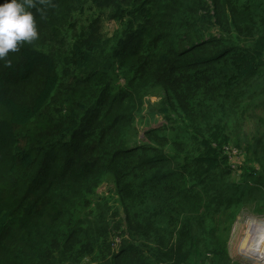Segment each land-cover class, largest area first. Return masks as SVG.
<instances>
[{"label": "trees", "instance_id": "1", "mask_svg": "<svg viewBox=\"0 0 264 264\" xmlns=\"http://www.w3.org/2000/svg\"><path fill=\"white\" fill-rule=\"evenodd\" d=\"M32 11L0 60V264H253L227 247L264 215V0Z\"/></svg>", "mask_w": 264, "mask_h": 264}, {"label": "clouds", "instance_id": "2", "mask_svg": "<svg viewBox=\"0 0 264 264\" xmlns=\"http://www.w3.org/2000/svg\"><path fill=\"white\" fill-rule=\"evenodd\" d=\"M52 0H3L0 3V60H6L10 52H17L21 44L38 39L36 16L43 18L45 8Z\"/></svg>", "mask_w": 264, "mask_h": 264}, {"label": "rangeland", "instance_id": "3", "mask_svg": "<svg viewBox=\"0 0 264 264\" xmlns=\"http://www.w3.org/2000/svg\"><path fill=\"white\" fill-rule=\"evenodd\" d=\"M106 30H107V33L111 34L113 32L114 28L106 25ZM151 100H155V99H151ZM162 121H163L162 118L157 117V120H155V121L150 120L149 124L151 127H158L162 124ZM146 127H147V125L141 124V126H140V134L141 135H142V132L144 131V129ZM223 150H224V152L225 151L228 152L224 148H223ZM230 152H232V149L230 150ZM237 159H239V157L232 158V160H237ZM232 167H236V165L234 164V165H232ZM239 172L240 171L238 170L237 173H239ZM108 188H109L108 185H106L105 183H102L99 186L98 192L99 193H108V194L111 193V194H113V192L108 190ZM114 198H116V197L114 196ZM118 208L121 212V208L119 206H118ZM249 221H253V222L256 221L257 223H264V215L255 216V215L246 213L245 210H242V212L237 216V219L235 220V222L232 226L230 235H229L228 247H227L228 255H229L231 260H233L237 263L238 262L244 263L243 261L245 260V261H248V262L253 263V264H261L260 262H256L255 260H250L248 258H244L243 255L241 254V251H240L241 247L245 244V242H248V243L251 242V238H249L248 235H249V231L252 230L251 228H252L253 222L249 223ZM121 238H122V236H116L113 238V245H112L111 252L116 251L118 249L119 241L121 240ZM98 260H99V258L96 259V261H98Z\"/></svg>", "mask_w": 264, "mask_h": 264}, {"label": "bare ground", "instance_id": "4", "mask_svg": "<svg viewBox=\"0 0 264 264\" xmlns=\"http://www.w3.org/2000/svg\"><path fill=\"white\" fill-rule=\"evenodd\" d=\"M250 222L253 221H249V223ZM251 229L248 235V237L251 238V242H245L240 249L241 254L244 258L264 264V223H257L255 221L252 223Z\"/></svg>", "mask_w": 264, "mask_h": 264}, {"label": "built area", "instance_id": "5", "mask_svg": "<svg viewBox=\"0 0 264 264\" xmlns=\"http://www.w3.org/2000/svg\"><path fill=\"white\" fill-rule=\"evenodd\" d=\"M237 154V152L235 151V150H232V152H226V154L225 155H227V157L230 159V161H231V164L232 165H236V167H233V168H235V169H237V166L238 165H241L242 164V162H241V157H239L238 155H236ZM237 157H239V159H237V160H232V158H237ZM238 171V170H237Z\"/></svg>", "mask_w": 264, "mask_h": 264}, {"label": "water", "instance_id": "6", "mask_svg": "<svg viewBox=\"0 0 264 264\" xmlns=\"http://www.w3.org/2000/svg\"><path fill=\"white\" fill-rule=\"evenodd\" d=\"M243 262H244V263H250V262H248V261H245V260H244Z\"/></svg>", "mask_w": 264, "mask_h": 264}]
</instances>
